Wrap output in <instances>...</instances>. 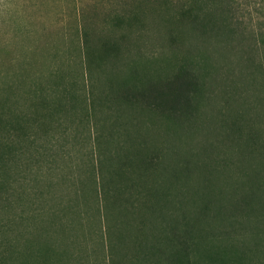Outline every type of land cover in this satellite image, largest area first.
<instances>
[{"label": "rangeland", "instance_id": "374dc122", "mask_svg": "<svg viewBox=\"0 0 264 264\" xmlns=\"http://www.w3.org/2000/svg\"><path fill=\"white\" fill-rule=\"evenodd\" d=\"M216 3L195 38L166 0H0V264H170L175 225L182 261L264 264V0ZM184 69L190 111L154 105Z\"/></svg>", "mask_w": 264, "mask_h": 264}, {"label": "trees", "instance_id": "16d2710c", "mask_svg": "<svg viewBox=\"0 0 264 264\" xmlns=\"http://www.w3.org/2000/svg\"><path fill=\"white\" fill-rule=\"evenodd\" d=\"M75 1V0H74ZM79 1V0H77ZM157 1V0H155ZM168 3L172 4V7L176 8V12L172 15V21L173 22L171 25L175 26L176 31L174 32H187V35H191L192 37H198L200 35L205 34L204 32H207L209 34H214L215 37L216 35L219 36L221 35L224 31H226L228 28H231V24H225V23H221L220 21H218L217 19H214V14L216 13V7H217V1L216 0L211 7H207V8H202L200 6V4L197 2V0H166ZM211 15V16H210ZM223 29V30H222ZM230 58V57H228ZM239 58V59H238ZM238 59V60H237ZM237 60V65L240 66V68H242L241 64L245 62H247V60H244L242 57H237L236 59H233V62H235ZM249 60V59H248ZM232 65H229V68H231ZM233 71V68L229 69V71ZM221 71V69H220ZM197 79H198V73L189 69H184L182 70L180 73H175L171 79L163 86V85H159L157 86L155 85H151L150 89H152L154 91V97H155V101H154V105H158V99L161 96H165L168 100H170L172 102L171 106H174L177 104L176 101L178 100V96L181 95L182 99H181V107H184L185 109L183 111H185L186 113L190 111V104H191V91L190 88L193 87V85H195L197 83ZM163 86V87H162ZM225 87H221L218 90H224ZM147 97V93H144L142 95V97ZM253 142V143H252ZM255 141H250L247 148H245V150L242 151H238V153H234L231 157H228L227 160L231 161L232 164L234 165H241L242 163H239V161H242V159H244V154L245 152L248 153V155L251 157L250 158V162H247L245 165V170L247 171L246 168H253L256 169L253 170L255 171L254 174H250L251 176H255L260 177L263 176V173L260 172L257 167L258 165L262 162H254L253 159L257 156L258 150L255 146ZM253 147V150L252 148ZM260 153H264V142L261 144L260 146ZM263 149V150H262ZM241 158L236 161L238 155H241ZM236 157V158H234ZM225 160V161H227ZM230 167H232L230 164H227L223 173L226 172V170H228ZM219 168V166L217 164L210 166V171L209 172V179H211L212 176L216 177V175H221L219 170H217ZM248 172V171H247ZM255 178V179H256ZM99 187L97 188V193L98 190L101 189V181L99 180ZM103 189V186H102ZM104 190V189H103ZM111 190V189H110ZM101 192V191H100ZM263 192V187L260 188V190L257 191L258 197L262 194ZM105 190L103 192V195H105ZM252 195L248 196L249 198H251ZM145 196L141 195L138 196L137 199L135 201H138V206L142 205L145 201ZM135 226H137V228L141 227L142 223L138 222L137 224H134ZM176 228H172L170 230V233L168 234L169 236L172 234L171 238V242H173V247L174 249H172L171 251H173L175 254L172 255V258L170 259V264H217L216 263V259L212 258V260L209 261V255L210 253L206 254V257L208 259V261H182V256L186 257L189 256V254H191L193 251V249L197 250L199 247V243L197 240L192 241V238L195 237V228L193 226H190L187 228L186 232H183V230L180 227H177V225L173 226ZM250 230V229H249ZM249 230L245 229L242 232V236L246 237V235L248 236V233H250V235H252L254 237V234L252 232H250ZM237 231V230H235ZM262 231L264 232V228L262 229ZM238 232V231H237ZM142 232H139L138 234L140 236H145L141 234ZM239 233V232H238ZM228 234L227 236H230V233H226ZM241 234L238 235V237H236L239 242H243L245 239H240ZM211 242H213V245L217 242H220L221 240H223V237L220 236H215L211 238ZM264 241V239H262ZM263 243V242H262ZM261 243V244H262ZM156 244H158V239H152L151 241V245L156 246ZM260 244V246H261ZM140 246V245H139ZM263 250L264 253V244L263 247H260ZM213 254H218L217 252H212ZM219 255V254H218ZM215 255V256H218ZM149 256V255H148ZM142 257H146L145 254L142 255ZM168 264H169V260H168ZM219 264V263H218Z\"/></svg>", "mask_w": 264, "mask_h": 264}]
</instances>
